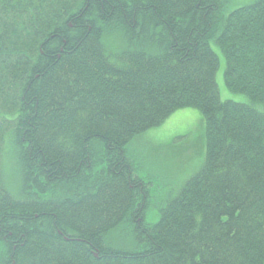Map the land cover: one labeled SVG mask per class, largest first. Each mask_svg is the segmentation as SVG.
Instances as JSON below:
<instances>
[{
	"label": "trees",
	"instance_id": "1",
	"mask_svg": "<svg viewBox=\"0 0 264 264\" xmlns=\"http://www.w3.org/2000/svg\"><path fill=\"white\" fill-rule=\"evenodd\" d=\"M224 5L0 0V264H264V113L209 45L264 106V0ZM182 108L204 160L150 225L128 147Z\"/></svg>",
	"mask_w": 264,
	"mask_h": 264
},
{
	"label": "rangeland",
	"instance_id": "2",
	"mask_svg": "<svg viewBox=\"0 0 264 264\" xmlns=\"http://www.w3.org/2000/svg\"><path fill=\"white\" fill-rule=\"evenodd\" d=\"M256 0H223V16L234 9L249 5ZM103 45L111 53L120 50L124 42L118 33L103 36ZM217 55L218 67L215 81L221 101L247 104L264 113V106L252 103L247 96L229 91L224 84L225 59L219 47L209 42ZM128 156L133 158L140 177L148 184L149 203L145 221L152 225L158 220L159 209L173 198L182 185L201 167L205 155V126L202 114L195 108H182L173 112L162 124L150 128L135 138L129 145ZM15 193V187L11 191ZM123 241L126 228H121Z\"/></svg>",
	"mask_w": 264,
	"mask_h": 264
}]
</instances>
